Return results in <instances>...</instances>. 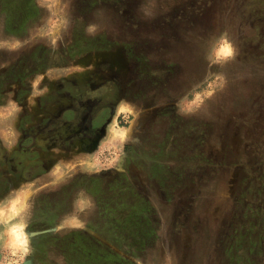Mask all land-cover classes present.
<instances>
[{
    "label": "rangeland",
    "instance_id": "374dc122",
    "mask_svg": "<svg viewBox=\"0 0 264 264\" xmlns=\"http://www.w3.org/2000/svg\"><path fill=\"white\" fill-rule=\"evenodd\" d=\"M115 59L101 144L0 199V264H264V0H0V134Z\"/></svg>",
    "mask_w": 264,
    "mask_h": 264
},
{
    "label": "flooded vegetation",
    "instance_id": "af4514ba",
    "mask_svg": "<svg viewBox=\"0 0 264 264\" xmlns=\"http://www.w3.org/2000/svg\"><path fill=\"white\" fill-rule=\"evenodd\" d=\"M117 62L105 61L98 70L82 75H59L48 85L44 81L38 94L18 93L16 98L30 101L24 102L18 120L9 125L11 138L0 134V199L23 187L34 195L47 193L54 179L65 173L58 169L61 163L79 164L82 156L101 144L120 102L130 93L129 84L112 70Z\"/></svg>",
    "mask_w": 264,
    "mask_h": 264
},
{
    "label": "bare ground",
    "instance_id": "6f19581e",
    "mask_svg": "<svg viewBox=\"0 0 264 264\" xmlns=\"http://www.w3.org/2000/svg\"><path fill=\"white\" fill-rule=\"evenodd\" d=\"M24 243V242H23Z\"/></svg>",
    "mask_w": 264,
    "mask_h": 264
}]
</instances>
